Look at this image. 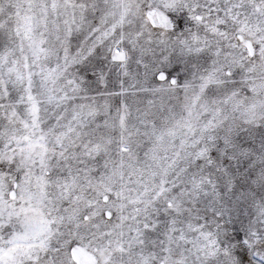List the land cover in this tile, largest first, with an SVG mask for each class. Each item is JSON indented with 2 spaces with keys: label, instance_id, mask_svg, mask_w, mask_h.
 I'll return each mask as SVG.
<instances>
[{
  "label": "snow or ice",
  "instance_id": "snow-or-ice-1",
  "mask_svg": "<svg viewBox=\"0 0 264 264\" xmlns=\"http://www.w3.org/2000/svg\"><path fill=\"white\" fill-rule=\"evenodd\" d=\"M0 264H264V0H0Z\"/></svg>",
  "mask_w": 264,
  "mask_h": 264
}]
</instances>
